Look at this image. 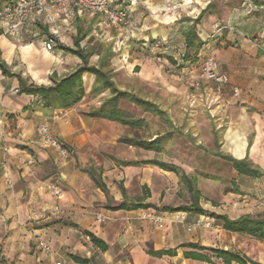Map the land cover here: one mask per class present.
<instances>
[{"label":"crops","instance_id":"obj_1","mask_svg":"<svg viewBox=\"0 0 264 264\" xmlns=\"http://www.w3.org/2000/svg\"><path fill=\"white\" fill-rule=\"evenodd\" d=\"M8 1L0 0V7ZM107 1L112 8L127 9L137 24L134 38L119 53L112 52L111 45L124 31L105 24L101 13L69 14L50 6L44 16H31L19 25L14 36L0 22V59L27 82L52 85L82 65L76 54L63 47L80 49L89 53L87 65L109 72L118 89L157 104L169 119L170 110L156 99V90L169 94L170 76H175L169 73L176 70L201 95L217 98L214 111L219 119H226L220 138L213 130L215 149L198 147L212 155L220 151L247 159L259 174L239 173L229 164L234 187L218 199L204 196L196 187L200 192L197 205L203 212L183 210L191 203V193L189 202L170 198L173 181L178 184L182 172L147 162L174 164L160 157L164 142L159 151L125 142L137 130H145L142 139L147 140L169 133L148 132L150 125L140 112L156 115L124 98L117 100L118 108L141 118V126L86 115L111 96L109 88L92 93L95 75L87 71L81 75L82 98L70 107L53 108L44 106L39 95L19 92L17 77L0 70V264H225L216 250L234 253L247 264H264V239L227 230L214 216L264 217V3L212 0L210 6L204 0ZM192 25L202 46L194 60L180 63L179 55L191 52L183 31ZM54 27L55 45L46 50L43 42ZM94 31L98 36H93ZM156 37H166L174 54L157 61L139 47V41ZM208 55L228 77L221 92L211 81L199 80L194 85L197 67ZM233 88L238 89L237 95ZM134 110L139 112L135 116ZM41 124L70 148L67 157L43 142ZM123 145L130 150L129 158L122 156ZM49 181L61 185L59 211L54 210L55 199L46 188ZM153 210L164 215L162 224L142 217L144 211ZM175 213H181L183 221ZM89 233L107 248L95 246ZM39 238L47 249L38 245ZM156 251L163 253L156 255ZM230 264L238 263L232 260Z\"/></svg>","mask_w":264,"mask_h":264},{"label":"trees","instance_id":"obj_2","mask_svg":"<svg viewBox=\"0 0 264 264\" xmlns=\"http://www.w3.org/2000/svg\"><path fill=\"white\" fill-rule=\"evenodd\" d=\"M257 4L264 3L263 1L253 0ZM199 17L194 20V24L197 23ZM185 37V45L191 52H186L182 57L184 60H194L196 54L200 47L202 46V41L200 40L197 32L195 30V25L183 31ZM64 50L76 54L81 60L82 65L78 66L72 72L66 76L54 80L52 85H35L32 82H27L26 79L21 77L19 74L11 73L8 69L6 63L0 59V70L6 75H15L19 82V92H24L27 94L39 95L43 105L53 108H67L76 104L83 96V85L81 75L83 72H90L95 75L94 91H100L105 88H109L111 91V96L106 99L101 105L96 108L86 112V115L91 117L107 118L110 120H116L122 124L128 126H141L143 120L141 118H134L129 114H126L123 110L118 108L117 100L119 98H124L125 100L139 106L142 110L148 111L156 116H161L166 122L172 125L170 119L168 118L166 112L162 110L157 104L138 97L134 93L126 90L118 89L113 81L110 79V74L107 71L102 70L101 67H95L93 65H87V57L89 53H86L80 49H72L69 47H63ZM170 136V133H165L161 135H156L153 139H142L137 137L129 138L125 141L128 144L137 145L144 149H153L156 151L160 150V147L164 140ZM213 154L226 160L234 170L239 173H244L252 176H257L259 171L252 166V164L247 159H236L230 155H226L220 151H215ZM149 163L155 164L164 170L173 171L179 173V168L171 163H165L161 161H147ZM126 163V162H125ZM131 163V162H128ZM181 179L188 185L189 191L191 193V203L188 206L183 207V210H196L198 212H203V209L197 205V199L200 195L199 190L195 187L192 181L184 174L181 173ZM124 204L119 205L123 207ZM160 210H174L170 207H159ZM217 219L222 221V227L237 233H244L258 239H264V217L263 216H250L244 215L237 219H229L226 215H214ZM89 238L91 242L99 247L101 250L107 248L106 243L98 239L91 233H89ZM163 251H156L154 254L160 255ZM216 254L224 260L225 264H230L232 260L236 261L238 264H247L246 261L240 256L231 253L229 251L216 250ZM198 257L199 255H193ZM80 262H87L84 258L78 259ZM252 264H258L252 262Z\"/></svg>","mask_w":264,"mask_h":264},{"label":"rangeland","instance_id":"obj_3","mask_svg":"<svg viewBox=\"0 0 264 264\" xmlns=\"http://www.w3.org/2000/svg\"><path fill=\"white\" fill-rule=\"evenodd\" d=\"M210 6L212 5V0ZM231 3L240 4L239 0H229ZM191 12L193 11L190 7ZM171 86L169 94L161 89L156 90V99L161 100V106L165 105L170 110L172 126L161 116L145 115L144 120L150 125L148 132L155 130L157 134L169 132L170 136L163 143L164 155L160 157L174 163L182 173L192 181L195 187H199L201 193L210 198H220V194L227 189L234 187L230 180L232 168L223 159L212 155L210 152L198 147L202 145L208 150H214L212 142L214 129L216 136L220 138L221 130L226 119H219L218 113L213 107L217 98H208L200 94L198 89L189 86L184 80L179 78L176 70L171 71ZM177 75V76H176ZM138 111L134 110V115ZM139 113V112H138ZM147 132H134L131 136L146 137ZM122 147L123 157L131 156L127 145ZM178 184L173 181L171 200L189 202L190 192L188 185L178 176Z\"/></svg>","mask_w":264,"mask_h":264},{"label":"built area","instance_id":"obj_4","mask_svg":"<svg viewBox=\"0 0 264 264\" xmlns=\"http://www.w3.org/2000/svg\"><path fill=\"white\" fill-rule=\"evenodd\" d=\"M50 6H54V9L64 10L69 14H73L76 11L79 14L101 13L105 24H114L124 31L112 42L111 50L114 53H119L124 44L134 38L137 24L130 17L129 11L123 8H112L109 6L107 0H9L0 7V22L5 24L7 33L14 36L16 28L19 25L23 24L31 16H44ZM48 21L53 22V18L48 16ZM217 28L219 29L220 27ZM56 35L57 29L54 27L48 38L43 42V47L46 50L53 49ZM93 36H98V32L94 31ZM138 45L142 50L149 51L151 57L157 61L164 56L173 55L175 52L174 46L166 37L142 40L138 42ZM178 60L180 63L185 62L182 55H179ZM196 76L194 85L198 86L199 80L211 81L217 92H221L223 87L228 83L227 75L219 69L217 60L210 55L206 56L199 63ZM232 92L233 95H237L238 89L233 88ZM39 130L45 144L53 146L61 156L67 157L70 152V148L67 145L54 139L46 125L41 124ZM46 188L55 199L54 210L59 211L57 202L61 199L62 195L61 185L57 181H49L46 183ZM174 216L180 222L184 219L181 213H175ZM142 217L154 225H160L164 221V215L160 211H144ZM96 219L100 221L101 217L97 215ZM206 224L209 225V222H206ZM38 245L43 249L48 248L46 242L41 238L38 239ZM55 264L62 263L61 261H56Z\"/></svg>","mask_w":264,"mask_h":264}]
</instances>
